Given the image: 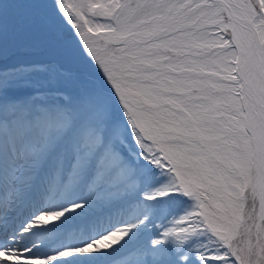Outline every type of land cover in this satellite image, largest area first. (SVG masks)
<instances>
[{
    "label": "snow or ice",
    "instance_id": "6c2138e0",
    "mask_svg": "<svg viewBox=\"0 0 264 264\" xmlns=\"http://www.w3.org/2000/svg\"><path fill=\"white\" fill-rule=\"evenodd\" d=\"M0 264H264V0H0Z\"/></svg>",
    "mask_w": 264,
    "mask_h": 264
},
{
    "label": "bare ground",
    "instance_id": "6f19581e",
    "mask_svg": "<svg viewBox=\"0 0 264 264\" xmlns=\"http://www.w3.org/2000/svg\"><path fill=\"white\" fill-rule=\"evenodd\" d=\"M32 55H34L36 57H45L47 54L43 52V53H40V54L32 53Z\"/></svg>",
    "mask_w": 264,
    "mask_h": 264
}]
</instances>
